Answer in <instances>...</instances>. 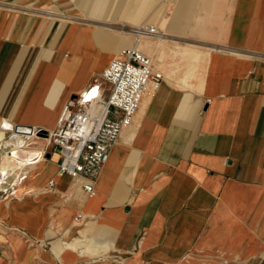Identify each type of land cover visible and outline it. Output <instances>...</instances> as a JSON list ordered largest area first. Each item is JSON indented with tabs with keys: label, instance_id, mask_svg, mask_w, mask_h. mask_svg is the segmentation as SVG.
Here are the masks:
<instances>
[{
	"label": "crops",
	"instance_id": "1",
	"mask_svg": "<svg viewBox=\"0 0 264 264\" xmlns=\"http://www.w3.org/2000/svg\"><path fill=\"white\" fill-rule=\"evenodd\" d=\"M144 23L193 71L145 94L93 196L52 157L0 189V264H264V0H0V125L55 130Z\"/></svg>",
	"mask_w": 264,
	"mask_h": 264
},
{
	"label": "built area",
	"instance_id": "2",
	"mask_svg": "<svg viewBox=\"0 0 264 264\" xmlns=\"http://www.w3.org/2000/svg\"><path fill=\"white\" fill-rule=\"evenodd\" d=\"M130 36L132 42L120 50L107 64L98 77L65 103L53 131L27 125H0L6 130L5 142L0 153L17 158L33 146L34 140H43L42 151L27 165H20L11 173L0 170V187L3 192L14 194L16 187L28 177L27 167L37 164L48 154L57 153V171L60 175L80 178L84 181L83 191L94 195V183L102 167L108 162L110 151L124 130L130 127L146 93H155L164 74L152 59L138 49L145 40L163 38L160 29L153 24H140L121 31ZM9 141V143H7ZM2 155V156H5ZM0 156V158L2 157ZM53 181L48 182L52 188ZM78 215L74 221L78 222Z\"/></svg>",
	"mask_w": 264,
	"mask_h": 264
},
{
	"label": "rangeland",
	"instance_id": "3",
	"mask_svg": "<svg viewBox=\"0 0 264 264\" xmlns=\"http://www.w3.org/2000/svg\"><path fill=\"white\" fill-rule=\"evenodd\" d=\"M163 46H164V44L161 43L160 41L156 45L153 40H145V41L141 42L138 49L141 50L144 54L148 55L149 57H152L154 65L160 71H162V73L164 75H167V77H169V78H173L174 80H178V78H179L178 76L180 74L182 75L183 73H185L186 69H191L193 71L194 68L192 65H193L194 61H192L191 56H193L194 53L193 52L191 53L192 48L187 47V48H185L186 50H184V49L181 50V48L171 49L170 50V53L172 55L171 57L174 56L177 59L173 63V62H170L169 59L166 57V53L169 51L166 52L164 50ZM154 48H158V53L156 56L153 57L152 56V50ZM188 53H190L189 57L187 55H185ZM182 55H185V56H182ZM182 58H184V59L182 60ZM180 64H182V65L180 66ZM186 64L190 65V66H187L188 67L187 68V67H185ZM189 73L192 74V72H188L187 74H189ZM2 155H5V154H3V152H2V153H0V156H2Z\"/></svg>",
	"mask_w": 264,
	"mask_h": 264
},
{
	"label": "bare ground",
	"instance_id": "4",
	"mask_svg": "<svg viewBox=\"0 0 264 264\" xmlns=\"http://www.w3.org/2000/svg\"><path fill=\"white\" fill-rule=\"evenodd\" d=\"M160 39H162V38H160ZM182 48H181V50H182ZM184 50H186V49H184ZM194 56H195L194 54H193V56H191L192 60L194 59ZM191 76L193 77V75L191 73L187 74L185 76V78L183 79V83H185V80L188 79ZM188 86H189V84H188ZM4 136H5V134L0 131V141H2L0 143V146H2L3 143L5 142V140H3ZM7 143H9V141ZM13 155L16 156L17 158L8 157L6 160L1 161L2 163L0 164V170L2 172L11 173L12 170H15V168L17 167V164H16V162H14V160H16L18 163H20V165H27V164H30L28 161L34 157V154H27V155L24 154V150L21 151V153L15 152ZM12 159H14V160H12ZM0 189L3 190V187H0ZM11 195H13V194H8L7 196H11Z\"/></svg>",
	"mask_w": 264,
	"mask_h": 264
},
{
	"label": "water",
	"instance_id": "5",
	"mask_svg": "<svg viewBox=\"0 0 264 264\" xmlns=\"http://www.w3.org/2000/svg\"><path fill=\"white\" fill-rule=\"evenodd\" d=\"M58 152H59V149L57 148L55 154H53L52 156H50V155H46L45 157H46V158H50V157H52L53 160L57 161V153H58Z\"/></svg>",
	"mask_w": 264,
	"mask_h": 264
}]
</instances>
